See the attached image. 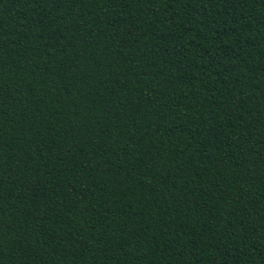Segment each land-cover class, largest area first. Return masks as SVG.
<instances>
[{"label":"trees","instance_id":"trees-1","mask_svg":"<svg viewBox=\"0 0 264 264\" xmlns=\"http://www.w3.org/2000/svg\"><path fill=\"white\" fill-rule=\"evenodd\" d=\"M0 264H264V0H0Z\"/></svg>","mask_w":264,"mask_h":264}]
</instances>
